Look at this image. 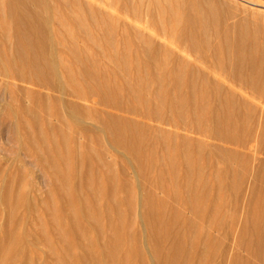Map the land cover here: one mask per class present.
Here are the masks:
<instances>
[{
  "label": "bare ground",
  "instance_id": "1",
  "mask_svg": "<svg viewBox=\"0 0 264 264\" xmlns=\"http://www.w3.org/2000/svg\"><path fill=\"white\" fill-rule=\"evenodd\" d=\"M247 3L0 0V264H264V0ZM170 198L186 213L155 221Z\"/></svg>",
  "mask_w": 264,
  "mask_h": 264
},
{
  "label": "rangeland",
  "instance_id": "2",
  "mask_svg": "<svg viewBox=\"0 0 264 264\" xmlns=\"http://www.w3.org/2000/svg\"><path fill=\"white\" fill-rule=\"evenodd\" d=\"M208 1L218 2V3H221L222 5H224L225 7L228 6V7H231L232 9H236V8L243 7V5H248V6H250L249 3H247L248 0H208ZM250 1H251V2H255V1H257V0H253V1L250 0ZM163 41H164V39H163ZM165 41H166V40H165ZM238 87H239V86H238ZM236 88H237V87H236ZM243 93H244V91H243ZM254 100L256 101V103H260L262 99H257V98H256V99H254ZM257 100H258V102H257ZM255 101H254V102H255ZM262 101H263V102H262V104H263V103H264V100H262ZM0 103H3V99L0 100ZM83 103H85V102H83ZM86 104H87V103H86ZM89 105H94V104H93L92 102L88 101V106H89ZM260 105H261V104H260ZM95 106H97V104H95ZM257 108H258V107H257ZM260 108H261V107H259V109H260ZM88 120H89V119H88ZM91 121H92V120H91ZM91 121H90V120L88 121V122H89L88 125H90L91 123H94V122H95L94 124H96V121H94V122H91ZM181 132L184 133L183 131H181ZM190 134H191V133H189V135H190ZM79 135H80V137H81L82 139H80L79 136H78V139H80L81 141H82L83 139H85V137H84L83 135H81V134H79ZM190 136H193L194 138H196V139H200V140H202V139H207L205 136H202V137H201V136H199V135H195V134H191ZM88 137H91V138H92L91 135H89ZM91 138H87L88 143H90L89 141L92 140ZM256 138H257V136H256L255 138H254V136H253V139H256ZM85 141H86V140H84V142H85ZM253 142H255L254 144L257 145L256 140H253ZM253 142L250 144V146H252ZM91 144H92V141H91ZM91 144H88V147L92 148L93 146L91 147V146H90ZM211 146L213 147V145H210V148H211ZM105 148H107V149L110 148V149H111L110 146H107V147H105ZM92 149H94V148H92ZM110 149H108V151H110V152L107 151L109 154L112 153ZM253 149H254L253 152H255V150H256V146H254ZM82 150H83L82 148L78 147V148H77L78 154H80V153H81L80 151H82ZM256 152H257V151H256ZM262 154H263V153H262ZM111 155H112V154H111ZM257 155H258V157H261V156H262V157L264 158V155H261L260 152H259V153L257 152ZM262 157H261V158H262ZM78 160L81 161V159H78ZM96 160H98V159H96ZM96 160L93 161L94 163L92 162L93 166L95 165L94 167H96V171H97L98 173H100V170H101V172H102V169H105V170H106V166L103 164V162H101L100 160H99V161H96ZM110 160H112V158H110ZM117 161H118V159H117ZM114 163H115V162H114ZM117 163H118V164H117ZM117 163L114 164L115 167L118 166V165H119V166L123 165V164H122L121 162H119V161H118ZM119 163H120L121 165H120ZM116 164H117V165H116ZM101 166H102V167H101ZM104 166H105V167H104ZM119 166H118V167H119ZM100 167H101V169H100ZM103 167H104V168H103ZM122 167H123V166H122ZM120 168H121V167H120ZM118 169H119V168H118ZM118 169H117V170H118ZM79 170L81 171V170H83V169H81V167H79ZM84 170H85V169H84ZM105 170H103V171H105ZM121 171H122V170H121ZM129 172H131V173H129V175H130V174H132V176L134 175V171L130 170ZM132 176H130V177H132ZM134 176H135V175H134ZM178 176H179V179H182V180H183V177H182V176H180L179 174H178ZM134 178H135V177H132V179H133L134 181H137V180H135ZM130 179H131V178H130ZM133 180H130V181H131L132 183H135ZM180 181H181V180H180ZM137 182L139 183V180H138ZM146 182H147V184L150 183V184H149L150 186H149V185H146L147 189L149 190V189L151 188V184L154 185L155 180H153V179L147 180V181H145V184H146ZM152 182H153V183H152ZM138 183H136V186H137ZM86 184H88V183H86ZM148 186H149L150 188H149ZM135 188H136V189H135L134 191H137V187H135ZM104 190H106V189L104 188ZM153 190L156 191L155 193H156L157 196L159 195L160 197H165V198L167 197L163 192H161V189H158L159 191H157V190H155V189H153ZM138 192H140V189H139ZM138 192H137L136 195H135V194L132 195V198H133V196H134V198H133V202H135V203L137 202V201H136L137 198H138V200H139V198H140V200H141V199H145V198H146V194H147L148 191H147V192L145 191L146 193L143 192V191L140 192L141 194L144 193L142 196H141V195H138ZM133 193H134V192H133ZM140 193H139V194H140ZM181 193L183 194L184 191H182ZM44 194H45V193H44ZM148 194H149V192H148ZM182 194H181V195H182ZM144 195H145V196H144ZM44 196H45V195H43V197H44ZM135 196H139V197H137V198L135 199ZM159 196H158V197H159ZM182 196L184 197V196H185V193H184ZM43 197H42V198H43ZM170 199H171V200H170ZM170 199L167 200V201L169 202V205H171V206H170L169 208H166V210L164 211L165 214H164V212L162 211V208H155V209H154L153 213H155V212H157V213L160 212V213H158L160 216L157 215V213H155V216H156V217L152 216L153 219H154L155 221H162V222H165L166 224H168V223L171 224V222H173L172 219H170V218L172 217V214H171L172 211H176V212H178V209H179V210H180V211H179L180 214L186 213V212H185L186 209H184V208H185V203L181 204V203H179L178 201L175 202L176 200H175L174 198H170ZM172 199H173L174 201H173ZM228 199H230V198H228ZM140 200L138 201V205H139V203H140ZM171 201H172L173 203H172ZM230 201H231V203H230ZM230 201H228V206H226V204H225V206H226L227 208L225 207V209H223V211H224V216H226V218H228L229 221H230V219L232 218V213H231V211H228V212L226 213V211L229 210V209L231 210L232 207H230V206H233V205H231V204H234V202H233L231 199H230ZM232 202H233V203H232ZM135 203H134V205L137 204V203H136V204H135ZM175 203H176V204H175ZM226 203H227V199H226ZM173 204H174L176 207H174ZM138 205H137V206H138ZM137 206H135V208H134L135 210L133 209L134 206L132 207V209H133V212H134L136 215H139L141 209H139L140 206H138L139 208H138ZM172 207H173V208H172ZM136 208H137V209H136ZM171 208H172V209H171ZM174 208H175V209H174ZM159 209H160L161 211H159ZM167 209H169V210H167ZM166 211H167V212H170V213H167ZM182 211H183V212H182ZM161 212H162V214H164V215H162ZM137 213H138V214H137ZM226 214H227V215H226ZM152 215H154V214H152ZM165 216H166V217H165ZM158 217H159V218H158ZM168 217H169V219H168ZM98 218H101V217H98ZM98 218H97V219H98ZM102 219H103V218L98 219V220H100L101 222L103 221L102 223H104V220H102ZM181 219H182V218H181ZM207 219H209V218H206V220H207ZM135 220H137L136 222L138 223L139 220H138L137 218H135ZM208 221H209V220H208ZM208 221H206V224H205V220H200V223H202V224H200V225H201L202 227L200 228L201 231L199 230V232H200L201 234H207V232H206V231H207V229H206L207 227H205V226L207 225V222H208ZM86 222H87V220H86ZM175 222H176V221H174L173 223H175ZM181 222H182V221H181ZM230 222H231V221H230ZM141 223H142V222H141ZM141 223L136 224V226L139 225L138 228L140 227V229L142 230V233H141V234L143 235V237H142L143 239H142V240H144V241L141 242V245H142V248L144 249V251L148 252V255H150V253L152 254L153 246L155 247V245H152V243H148V241H151V240H150V239L147 240V238H148V235L151 236L150 233H151L152 231L149 232L150 229H148V230H147V229H146V230H143V229H145V226L143 225V223H142V224H141ZM173 223H172V224H173ZM140 224H141V225H140ZM203 224H204V226H203ZM175 225H177V223H176ZM102 226H103V225H102ZM142 226H144V227L142 228ZM181 226H182V224H178L177 226H175V227L173 228V231H175V230L177 231V230H179V228H180V230H181V228H182V230H183V226H182V227H181ZM103 227H104V226H103ZM177 228H178V229H177ZM202 228H203V230H202ZM180 230H179V231H180ZM212 230L214 231V233H213ZM212 230H211V233H212V235H214L215 237L220 236L222 239H223L224 237L226 238V233L223 232L222 234H219L216 230H214V228H213ZM144 231H148L149 233L146 234ZM177 232H178V231H177ZM202 232H203V233H202ZM144 233H145V235H147V237L144 235ZM212 235H211V236H212ZM216 235H217V236H216ZM223 236H224V237H223ZM145 237H146V238H145ZM144 238H145V239H144ZM225 238H224V239H225ZM229 238L232 239L231 236H229ZM230 239H229V240H230ZM165 240H166V241H165ZM101 241H103V240H101ZM145 241H147V242H145ZM169 241H170V242H169ZM162 242H163V245H164L165 248L170 247V246L173 244V240H169L168 237H167V239L165 238L164 241L162 240ZM166 243H167L168 245H166ZM231 243H233V239L230 240V244H231ZM170 244H171V245H170ZM227 244H229L228 241H227ZM231 245H232V244H231ZM147 246H148V247H147ZM42 248H43V246H39V250L42 249ZM222 248H223V246H222L220 249H222ZM194 249H195V248H194ZM194 249L192 248V250H194ZM190 250H191V249H190ZM190 250H188V252H189ZM192 250H191V251H192ZM223 250H224V249H222L221 251H223ZM40 251H41V250H40ZM149 251H150V252H149ZM191 251H190V252H191ZM195 251H197V249L194 250V251H192L193 253H192V252H191V253H192V254H196ZM216 251H217V250H214V252H216ZM217 252H218V251H217ZM243 252H245V253H247V254H248V252H247V251H241L240 254L243 255V256H245L246 258H248V257H249V259L251 258V259H250L251 262H254V263H256V264H257V263H258V264H261V263H262V262L260 263L259 260L256 259V258H254V257H253V259H252L251 256H249V255H247V254H245V253H243ZM186 257H187V256L185 255V258H186ZM217 257H218V259H217ZM217 257H216V262H215L214 260L210 259L209 262H208V264H218V263H219V260H220V262H221V260H223L221 256L218 255ZM185 258H184V259H185ZM220 258H221V259H220ZM187 259H188V257H187L185 260H187ZM193 259H194V260H193ZM193 259H192L193 262H191V264H196V263H197L196 259H195V258H193ZM164 260H167V259H164ZM217 260H218V261H217ZM211 261H212V262H211ZM222 262H223V261H222ZM223 264H224V263H223ZM225 264H226V263H225Z\"/></svg>",
  "mask_w": 264,
  "mask_h": 264
}]
</instances>
